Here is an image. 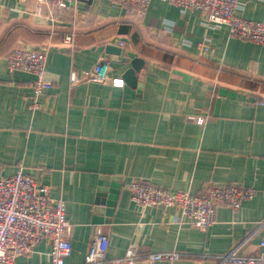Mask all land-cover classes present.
<instances>
[{
  "label": "crops",
  "instance_id": "0c3cea01",
  "mask_svg": "<svg viewBox=\"0 0 264 264\" xmlns=\"http://www.w3.org/2000/svg\"><path fill=\"white\" fill-rule=\"evenodd\" d=\"M241 1L244 19L264 21V0ZM35 6L0 4V179L22 171L65 200L72 242L65 264L84 262L97 228L109 236L110 258L136 245L145 254L182 253L155 264H215L245 240L242 252L256 253L264 237V46L230 37L225 26L208 29L200 11L182 13L165 0H151L141 15L108 0L42 15ZM18 46L48 49L53 88L38 111L28 108L35 77L8 68ZM133 59L141 61L134 89L123 78ZM101 60L123 87L70 83L73 71ZM137 178L191 193L237 182L257 195L238 211L218 208L201 230L181 223L176 208L134 203L127 187ZM50 251L43 240L16 264L49 261Z\"/></svg>",
  "mask_w": 264,
  "mask_h": 264
},
{
  "label": "built area",
  "instance_id": "2783aa9c",
  "mask_svg": "<svg viewBox=\"0 0 264 264\" xmlns=\"http://www.w3.org/2000/svg\"><path fill=\"white\" fill-rule=\"evenodd\" d=\"M0 0V4H1ZM26 3L28 0H19ZM79 0H36L33 12L42 15L44 11H70ZM137 15L143 14L150 6L151 0H108ZM177 7L182 13L198 10L204 17L208 29L225 26L230 37L264 46V21L244 19L241 12L246 3L241 0H165ZM72 44L73 35L64 38ZM208 41V40H206ZM122 44V43H121ZM48 49H29L18 46L8 56L10 71H22L32 74L33 93L28 108L38 111L42 108L40 99L53 84L45 78ZM110 65L101 60L88 70L73 71L70 83L77 85L84 82L123 87L121 78L110 79ZM204 124L203 117L190 116ZM131 199L142 209L159 206L164 209L176 208L181 215L180 222L191 227L206 230L216 219L218 208L241 209L245 201L256 197L257 190L241 183H209L199 193L189 191L173 192L144 179H134L127 187ZM264 224V221L262 222ZM47 240L51 246L50 260L41 263L29 261L27 264H65L71 255V226L67 220L64 199H53L49 187L42 185L30 174L19 172L11 177L0 179V264H16L18 258L30 256L38 244ZM244 243L231 247L228 251L217 254L215 264H264V237L259 249L254 254L242 252ZM109 236L97 228L82 264H155L160 261H178L182 253L178 251H161L145 254L136 245H129L122 257L110 258Z\"/></svg>",
  "mask_w": 264,
  "mask_h": 264
},
{
  "label": "water",
  "instance_id": "95a60500",
  "mask_svg": "<svg viewBox=\"0 0 264 264\" xmlns=\"http://www.w3.org/2000/svg\"><path fill=\"white\" fill-rule=\"evenodd\" d=\"M109 49H112L113 51H116V53H121V51L119 49H115L114 47H109ZM130 57H133L132 55ZM140 65H141V61L139 59H133L132 61V68L128 69L126 71V73L124 74L123 78L125 80V82L131 87V88H136L137 87V72L140 70ZM111 191L109 190V192H111V196L109 199H113V195L112 194H116L119 190V186L112 184L111 186ZM102 190V189H101ZM103 192L106 190H102ZM103 197L105 196L104 194L102 195ZM108 196V197H109ZM115 199V198H114ZM101 200L98 201V203H100ZM102 204L104 201H101ZM110 201L107 202L108 207L110 206H114L113 203H109ZM107 214H110L109 211H107Z\"/></svg>",
  "mask_w": 264,
  "mask_h": 264
}]
</instances>
